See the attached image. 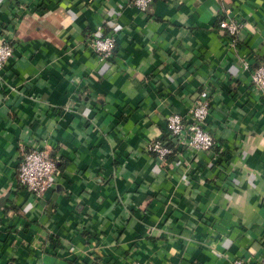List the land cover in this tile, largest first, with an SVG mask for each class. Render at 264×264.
<instances>
[{
    "label": "crops",
    "instance_id": "0c3cea01",
    "mask_svg": "<svg viewBox=\"0 0 264 264\" xmlns=\"http://www.w3.org/2000/svg\"><path fill=\"white\" fill-rule=\"evenodd\" d=\"M236 44L218 28L226 13ZM99 28V29H98ZM112 35L98 60L91 37ZM0 264H232L264 255V0H0ZM208 95L211 151L146 146ZM44 148L53 185L16 182Z\"/></svg>",
    "mask_w": 264,
    "mask_h": 264
},
{
    "label": "built area",
    "instance_id": "2783aa9c",
    "mask_svg": "<svg viewBox=\"0 0 264 264\" xmlns=\"http://www.w3.org/2000/svg\"><path fill=\"white\" fill-rule=\"evenodd\" d=\"M129 4L145 13L150 9L152 0H129ZM226 14L227 12L219 17L217 25L230 38V45L233 46L236 44V34L240 25L228 18ZM114 42L115 39L112 35H103L91 37L86 44L95 53L98 60H104L111 57ZM11 56V43L7 39H2L0 41V71ZM239 63L243 70L249 72L251 83L257 88L260 98L264 101V62L253 66L247 59L240 58ZM208 106L207 92L202 89L197 93L188 111L190 121L185 122L183 117L177 113L168 115L166 136L149 142L146 150L159 161H163L173 153L174 143L191 152L211 151L215 147V141L204 128ZM56 170L55 160L51 158L46 149L22 150L17 165L16 182L33 196H41L52 187ZM232 264H264V255L256 263L234 259Z\"/></svg>",
    "mask_w": 264,
    "mask_h": 264
},
{
    "label": "trees",
    "instance_id": "16d2710c",
    "mask_svg": "<svg viewBox=\"0 0 264 264\" xmlns=\"http://www.w3.org/2000/svg\"><path fill=\"white\" fill-rule=\"evenodd\" d=\"M218 19H219V18H218ZM217 21H218V20H217ZM262 60H263L262 62H264V55H263V58H262ZM262 62H261V63H262ZM261 63H260V64H261ZM169 143H171V142H169Z\"/></svg>",
    "mask_w": 264,
    "mask_h": 264
}]
</instances>
